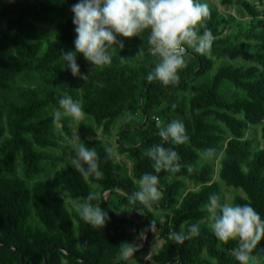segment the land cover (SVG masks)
<instances>
[{"label":"trees","instance_id":"16d2710c","mask_svg":"<svg viewBox=\"0 0 264 264\" xmlns=\"http://www.w3.org/2000/svg\"><path fill=\"white\" fill-rule=\"evenodd\" d=\"M64 1L70 7L78 2ZM219 2L237 5L247 17L236 19L209 7L210 15L195 27L198 34L210 29L216 39L203 54L186 45L180 79L166 85L146 80L158 59L150 52L147 29L142 54L138 36H117L123 47L111 53L110 65L92 67L78 54L80 75H88L82 80L60 59L62 52L74 50L73 15L56 20L50 36L41 34L60 0H0V175L5 176L0 178V264H128L132 254L123 255L124 250L144 237L135 254L148 252L155 229L163 243L149 264H238L230 254L236 241L216 239L204 205L211 194H220L222 182L242 192L233 202H250L264 218V149L245 138L259 125L264 141V11L246 0ZM208 55L254 64H222L210 76ZM225 83L243 95L226 94ZM66 94L82 102L86 117L104 135L120 120L118 145L132 161L130 174L102 142L93 141L102 179L85 180L71 163L52 172V183L76 201L97 186L100 207L109 215L102 228L69 211L50 181L36 179L55 166L46 150L61 148L57 125L70 134V119L53 114ZM125 113L133 119L125 121ZM172 119L184 122L187 143L175 145L159 136ZM154 144L175 148L183 165L179 172H155L153 161L143 155ZM207 148L220 153L216 172L212 163H201ZM18 165L22 178L16 176ZM146 172L159 176L163 192L152 207L129 198ZM180 178L198 188L185 190ZM185 222H199L200 233L176 244L168 234Z\"/></svg>","mask_w":264,"mask_h":264},{"label":"clouds","instance_id":"9594fccd","mask_svg":"<svg viewBox=\"0 0 264 264\" xmlns=\"http://www.w3.org/2000/svg\"><path fill=\"white\" fill-rule=\"evenodd\" d=\"M71 12L76 34L74 50L62 52L60 59L64 62V68L82 80H86L88 75H80L77 55H82L92 67L110 65L111 53L116 51V47H123L117 36L131 38L147 29L150 51L158 59L147 73L146 80H157L166 85L178 82L179 70L187 65L185 45L203 54L216 39L210 29L198 34L195 27L210 15L206 0H78L72 5ZM53 114L56 119L68 117L73 124L86 117L82 102L67 94L59 99L58 108ZM132 119V114L125 113V121ZM158 134L164 141H171L175 145L185 144L190 139L181 119L170 120L160 128ZM69 139L76 145L71 166L85 180L91 177L102 179L104 173L100 170L95 148L88 147L77 135ZM215 151L214 148H207L202 155L212 157ZM143 155L153 161L152 167L156 173L165 170L175 174L183 167L180 155L172 147L154 144ZM187 170L192 172L193 167L188 165ZM135 183L138 187L129 197L133 204L139 202L152 207L162 198L158 175L146 172ZM204 208L209 213V227L216 239L225 243L236 241L230 254L238 264H264L261 256L264 248L257 249L264 239V218L250 202L235 203L226 200L222 194L213 193ZM74 210L82 221L93 228H102L109 219L108 212L100 207L99 193L96 191H90L87 196L77 200ZM199 233V222H185L179 231L170 232L168 238L176 244H183Z\"/></svg>","mask_w":264,"mask_h":264},{"label":"rangeland","instance_id":"374dc122","mask_svg":"<svg viewBox=\"0 0 264 264\" xmlns=\"http://www.w3.org/2000/svg\"><path fill=\"white\" fill-rule=\"evenodd\" d=\"M60 1H61V4L58 6V11L52 16L53 22L41 28L42 35L50 36L51 33L55 29L56 20L63 18V17L73 15L71 12V7L67 5L64 0H60ZM246 1H248L250 4L255 6L258 11L260 12L264 11V0H246ZM206 2L208 3L209 7L216 9L221 14L232 15L236 19H244L247 17L245 12L242 11L235 4L230 5V6H223L220 4L219 0H206ZM145 34H146V30L138 34V37L140 38L141 46H142L139 49V53L141 54H142L143 48H145L144 44H146ZM208 58L212 62V67L207 72L208 75L210 76L215 72L216 68L222 64L244 65V66H250L254 64L251 61L242 60L239 58L229 59L226 57H219L215 55H208ZM223 91L226 94L235 93L238 95H243V92L240 89L235 88L232 84H229V83H225L223 85ZM119 126H120V120H117L112 125L109 134L104 135L102 133L101 128H95L93 125V122L87 117H85V119L82 121L76 122L74 124L71 123L69 125L70 134L64 133L61 130L60 124L57 125V128H56L57 132L62 138L60 142L61 148L46 150V153L49 155L51 160L55 162V166L49 167L42 176L37 177L36 179H45V180L50 181L53 190L64 200L65 206L67 207L69 211H75L74 204L77 201L71 199L67 193L61 191L55 184L52 183V172L56 168L65 167L67 164L71 163V157L74 154L73 150L76 147V145L72 143L69 138L77 135L80 138V140L84 142L90 148L92 147L93 141L102 142L103 145L113 155L114 161L124 165L128 169L129 173L131 174L132 161L131 159L128 158L126 153L120 150V147L118 145ZM245 138L252 140L254 147L264 149V141L261 138L259 125L252 126L246 132ZM219 154L220 153L212 157H205L201 154L200 155L201 163H204V162L212 163L213 168L216 172L219 166ZM3 176L4 175H0V178ZM16 176L22 178L19 165L17 166ZM213 179L217 180L215 175L213 176ZM180 180L184 182L185 190H194L198 188V185H195L186 179L180 178ZM91 186H92L93 191L97 192V186L94 184H92ZM220 187H221L220 194H222V196L228 201L233 202V199L236 195H243L240 190L234 189L232 187H226L222 182H220ZM205 221L208 224H210L209 216ZM162 243H163V240L160 237L158 230L155 229L150 237L148 252H145V253L143 252L137 255L135 254V252H138L143 247V242H141V243H135V244H132L131 246H128L124 250L123 255L132 254V258L128 262V264H149L151 263V255L157 252V250L161 247Z\"/></svg>","mask_w":264,"mask_h":264},{"label":"built area","instance_id":"2783aa9c","mask_svg":"<svg viewBox=\"0 0 264 264\" xmlns=\"http://www.w3.org/2000/svg\"><path fill=\"white\" fill-rule=\"evenodd\" d=\"M185 47L187 48V46L185 45ZM151 52V51H150ZM152 53V52H151ZM187 53V52H186ZM153 54V53H152ZM156 121H158V118H155Z\"/></svg>","mask_w":264,"mask_h":264},{"label":"water","instance_id":"95a60500","mask_svg":"<svg viewBox=\"0 0 264 264\" xmlns=\"http://www.w3.org/2000/svg\"><path fill=\"white\" fill-rule=\"evenodd\" d=\"M144 241V237H143V240H142V242Z\"/></svg>","mask_w":264,"mask_h":264}]
</instances>
